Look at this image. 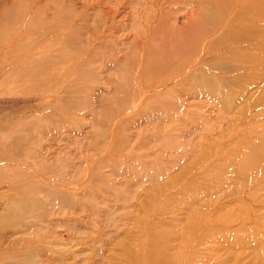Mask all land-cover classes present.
Returning <instances> with one entry per match:
<instances>
[{
    "label": "bare ground",
    "instance_id": "6f19581e",
    "mask_svg": "<svg viewBox=\"0 0 264 264\" xmlns=\"http://www.w3.org/2000/svg\"><path fill=\"white\" fill-rule=\"evenodd\" d=\"M22 1L25 7L19 19L15 18L18 16L14 9L15 2L0 0V36L3 37L6 33L10 36V28L17 23L22 28L21 33L14 38V44L12 43L13 50L20 52L16 65L19 67L15 70L14 66L8 67L6 74L10 75L11 80L14 76L17 82L21 81L16 86L15 93L31 94L28 97L23 95L24 98L14 95L9 100L10 103L8 100L6 102L5 94L0 95V132L7 133V138L0 142V264H114L110 259L117 255H124L126 258L121 264H174L175 260L164 250L167 239L162 232H156L155 235L153 228H142L140 224L143 221L138 218L135 220V223L139 222V226L136 227L137 235L148 233L151 237L155 236L148 241L146 249L133 250L130 244H121L116 240L106 256L103 250L101 251L103 234L101 223L107 221L115 224L113 214H118L121 209H126L122 215L130 216V205L115 207L105 197L103 198L101 192L106 188L125 203L124 199L128 194L123 184L113 182L102 168L109 166L110 174L121 173L129 177L140 176L141 173L138 169L133 170L125 166L122 161L114 160L113 153L111 154L113 148L115 150L114 146L102 157L97 156L96 159L90 160L92 155L87 156L89 162L85 167L78 163L67 168L65 162L61 163L58 159L57 151L50 149L51 144H43L36 134L57 135L65 122L72 127L81 128L82 131L86 121L77 117V111H80V116L87 115L88 118H93L88 122L93 128L89 134L99 133L105 122L102 118L113 119L123 114L129 101L136 94V91L131 90V77L136 75L145 79L150 73L155 75L160 71L164 73L161 83L175 81V77L180 74V78L176 79L173 85H180L186 89V86H189L186 81L191 80L194 85L189 88L193 96L197 91L206 90L212 100L214 97L221 105H232L238 91L233 87L235 96H231L222 89L230 84L235 86L238 82L235 77L207 74L200 66L203 59L196 61L193 57L192 61L184 63L177 58L179 53H186V48H190L191 51L187 50V54L195 52L199 34L206 33L209 37L213 35V31L220 25V15H217V12L220 13L225 1L191 0V5L196 8L194 20L186 27L172 29L166 26L168 15L162 12L161 0H145L141 3L138 0L136 3L142 8L139 10L131 8L124 14H120L122 11L117 9L108 8L110 5L104 9L101 7L107 1L118 3L120 0H79V6L74 4L73 0H50L45 6H38L33 0ZM182 1L187 0H173L174 3ZM243 1L248 15L262 12L263 0ZM198 4L201 7L199 12ZM88 8L93 9V12ZM260 31L263 32L262 23H256L249 28L247 34L254 38ZM138 32H143V47L135 51L137 48L134 40L139 35ZM120 34L123 36L120 37ZM155 34L158 36V42L151 44L149 38L153 35V38L156 37ZM171 43L172 48L170 47L168 51L165 48ZM2 46L1 43V49L4 48ZM253 47L259 49L264 45L256 39ZM136 55L140 56L137 64ZM238 58L240 56L222 61L220 58L211 57L204 62L212 69L237 71L241 70L236 64ZM2 63L4 65V62ZM149 85L155 87L161 84L151 82ZM175 89L176 99H162L159 104L148 106L151 108L149 110L143 108V103H140L132 114L150 124L151 120L154 122L156 120L154 124L163 126L169 120L164 117L166 112L161 115L164 109L180 105L177 99L182 92L180 88ZM23 120H27L26 124L22 123L21 126L25 130L24 134L17 130V122ZM105 125L108 126L107 123ZM182 125H186L184 121ZM133 126L138 127L134 124ZM188 126L194 127L189 124ZM128 127L127 121H121L115 130H125ZM104 133L105 129H102L100 135L104 136ZM147 136L149 141L158 138L156 133ZM115 137L117 142L125 141L121 134ZM115 137L112 135V140ZM138 139L139 137L135 135L134 142L137 144ZM197 139L200 140L199 137ZM240 142L245 144L248 141L243 138ZM176 143V146L183 148L191 144L181 139ZM98 144L101 143L93 141V145ZM102 144L104 145V142ZM133 150L134 148L130 152L133 158L147 156L145 162L149 165L152 163L153 151L136 154ZM175 156L179 157V154ZM26 165L35 166L36 171L29 170L30 167L27 169ZM44 172L55 175V178L48 180L45 178L47 176L44 177L46 174ZM157 172L162 173L161 170ZM145 176V174L140 176L138 182L146 181ZM149 177L152 178L151 174ZM66 181L81 188H66L63 186ZM164 185L168 184H158L155 190L161 189ZM38 190L45 191L47 201L32 195ZM153 190L154 188L148 193L151 195ZM11 191L16 195L10 194ZM64 208H67L70 217L63 212L58 216L55 225L66 226V229L74 232L72 239H79L78 243L100 254L98 258L75 259L79 253L78 250H67L69 240L60 241L58 239V236L61 237L60 233L57 234L52 229L48 231L45 218L47 212L51 210V213L61 212ZM78 212H83L82 218L78 217ZM154 219L151 217L148 223L162 221ZM156 246H160L161 249L156 250ZM142 255L145 259L141 263L139 259Z\"/></svg>",
    "mask_w": 264,
    "mask_h": 264
},
{
    "label": "rangeland",
    "instance_id": "374dc122",
    "mask_svg": "<svg viewBox=\"0 0 264 264\" xmlns=\"http://www.w3.org/2000/svg\"><path fill=\"white\" fill-rule=\"evenodd\" d=\"M12 1L15 2L14 9L18 14L15 18L20 19L21 11L25 7L24 3L22 0ZM33 1L38 6H45L50 0H39L41 3L38 0ZM128 1L120 0L118 3L107 1L101 7L104 9L110 5L108 8L122 11L120 14L130 11L131 8L132 10L142 8L136 3L138 0ZM144 1L139 0L140 3ZM161 1L162 12L168 15L166 17L168 29L186 27L190 21L194 20L196 8L191 5V0L181 3H174L173 0ZM223 1L225 3L222 4L220 13L216 11L217 15H220V25L217 30L213 31V35L209 37L206 33L199 34V38L196 39L197 50L187 54V50L190 51V48H186V53H179L177 58L179 61L189 63L193 57L196 61L200 59L206 61L211 57L227 61L232 57L240 56L236 60V64L240 66L241 70L237 71H231L227 66L228 71L212 69L204 61L200 63L204 72L209 75H227L236 78L238 82L235 86L230 84L222 89L224 93L231 96H235V89L238 91L236 97L233 98L232 105H221L214 97L212 100L206 90L197 91L193 96L189 88L194 85L191 80L186 81L189 85L186 86V89L180 85H173L176 79L180 78V74L175 77V81L161 83L164 73L160 71L155 75L150 73L145 79L136 75L131 77V90L136 91V94L129 101L123 114L115 116L113 119L102 118L103 121L105 119L102 127L105 129L104 136L100 135L102 129H99V133L89 134L93 128L89 126L88 122L93 118H88L87 115L80 116V111H77V117L86 121L82 131L81 128L72 127L71 124L65 122L57 135L36 134L39 140L41 139L40 142L45 145L51 144L50 149L57 151L58 159L61 163L65 162L67 168L78 163L85 167L89 162L87 156L91 157L92 155L90 160L96 159L97 156L102 157L107 154L106 151L109 148L114 146L115 150L113 148L111 151L114 160L122 161L125 166L131 167L133 170L138 169L141 172L140 176L146 175V181L140 183L138 182L140 176L110 174L111 167L102 168L113 182L122 183L128 194L124 199L125 203L123 199L113 196L111 190L106 188L101 192L103 198L105 197L115 207L130 205L129 217L125 214L122 215L126 209H121L118 214H113L116 219L115 224L107 221L101 223L103 229L101 251L103 250L105 253L104 256L110 251L112 243L116 240L121 244H130L133 250L146 249L148 241L155 236L151 237L147 232L144 235H137L136 227L139 226V222L135 223V220L138 218L143 221L140 224L142 228H153L155 235L156 232H162L164 238L167 239L164 250L170 258L175 260L174 264H264V47L259 49L253 47L256 39L264 45V0L262 12L249 15L244 9L245 2L243 0ZM73 2L78 4L77 6L80 5L79 0H73ZM197 7V12H199L201 7L199 4ZM89 11L93 12V9H89ZM256 23H262L263 32L260 31L255 36L253 33L254 38H252L247 34V31ZM9 31L10 36L7 33L3 34V37L0 36V44L2 43V47H4L0 48V53L2 52V55L0 54V95L5 94L6 102L14 95L22 98H24L23 95L31 96L28 93H15V88L21 81L17 82V79L13 78L14 76L11 80L10 75L6 74V70L9 68L14 66L15 70L19 67L16 65L19 62L20 52L13 50L12 43L14 44V38L21 33L22 28L17 23ZM142 33L138 32L139 35L134 40L137 48L135 51H139L143 47ZM155 35L156 37L153 38V35L150 37L151 39L148 37L151 44L158 42V36ZM122 36L123 34H120V37ZM170 47L172 48V43L165 49L169 51ZM28 53L31 52L28 51ZM135 59L137 64L140 61V56L136 55ZM151 82H157V84L159 82L161 85L150 87L149 83ZM233 87H235L234 90ZM175 88H180L182 92L179 93L180 96L177 99L180 105L164 109L161 115L166 112L164 117L169 120L163 126L154 124L156 120L155 122L151 120L150 124L132 114L140 103H143V108L149 110L151 108L148 106L159 104L162 99H176ZM26 121L17 122V130L20 133H25L21 126L26 124ZM121 121H127L129 127L116 131L115 128ZM182 121L186 125H182ZM133 124L138 127H134ZM188 124L194 127H189ZM138 128L141 129L140 132H138ZM193 128L196 129L193 130ZM151 133H156L158 138L153 141L147 140V135H151ZM117 134L124 136L125 141L117 142L115 137ZM112 135L115 137L113 140ZM135 135L139 137L138 144L134 142ZM195 136H198L200 140ZM0 138V142L5 140L7 133L0 132ZM243 138H246L248 142L242 144L240 140ZM180 139L191 144L184 148L178 147L176 142ZM93 141L101 144L93 145ZM133 148V152L136 154L153 151L152 163L149 165L145 162L147 156H142L140 159L133 158L130 153ZM177 153L179 157L175 156ZM162 160L163 162H161ZM26 168L35 170V166L31 165H26ZM159 170H161V174L157 172ZM150 174L152 178L149 177ZM44 177L53 180L55 175L46 173ZM158 184L168 185L155 190ZM63 186L66 188L77 187V189L80 187L68 181ZM153 188L154 192L150 195L148 192ZM9 193L16 195L12 191ZM32 195L45 201L48 200L45 191L38 190L36 194L33 192ZM66 209L55 213H51L52 210L47 212L45 218H47L48 231L53 230L57 234L60 233L61 237L58 236L60 241L69 240L66 245L67 250H78L79 253L75 259L98 258L100 254L95 253L91 248H86L84 244L78 243L79 239H72L74 232L66 229V226L55 225L58 216H61L60 214L63 212L69 216ZM161 211H163L162 214ZM82 214L83 212H78L77 215L82 218ZM151 217H154V220L161 219L162 221L155 224L148 223ZM118 248L121 247L118 246ZM155 248L156 250L161 249L160 246ZM124 257V255H117V257L111 258L110 262L124 263L123 260L126 259ZM144 259L145 256L142 255L139 261L142 263Z\"/></svg>",
    "mask_w": 264,
    "mask_h": 264
}]
</instances>
